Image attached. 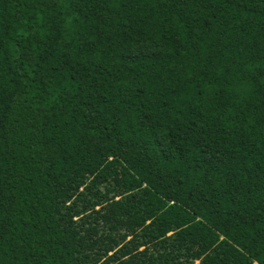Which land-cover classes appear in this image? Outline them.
I'll list each match as a JSON object with an SVG mask.
<instances>
[{"label":"trees","instance_id":"1","mask_svg":"<svg viewBox=\"0 0 264 264\" xmlns=\"http://www.w3.org/2000/svg\"><path fill=\"white\" fill-rule=\"evenodd\" d=\"M0 0V264H73L66 207L110 159L264 264V0Z\"/></svg>","mask_w":264,"mask_h":264},{"label":"rangeland","instance_id":"2","mask_svg":"<svg viewBox=\"0 0 264 264\" xmlns=\"http://www.w3.org/2000/svg\"><path fill=\"white\" fill-rule=\"evenodd\" d=\"M66 16L62 37L72 34ZM76 228L73 264H257L179 205L159 197L110 159L66 207Z\"/></svg>","mask_w":264,"mask_h":264}]
</instances>
